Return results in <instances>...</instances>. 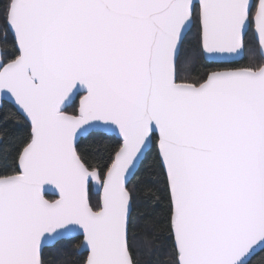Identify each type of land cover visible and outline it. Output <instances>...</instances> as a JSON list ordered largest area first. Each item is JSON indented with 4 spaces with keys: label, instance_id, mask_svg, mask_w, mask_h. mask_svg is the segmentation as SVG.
I'll return each instance as SVG.
<instances>
[{
    "label": "snow or ice",
    "instance_id": "6c2138e0",
    "mask_svg": "<svg viewBox=\"0 0 264 264\" xmlns=\"http://www.w3.org/2000/svg\"><path fill=\"white\" fill-rule=\"evenodd\" d=\"M0 264H264V0H0Z\"/></svg>",
    "mask_w": 264,
    "mask_h": 264
},
{
    "label": "trees",
    "instance_id": "16d2710c",
    "mask_svg": "<svg viewBox=\"0 0 264 264\" xmlns=\"http://www.w3.org/2000/svg\"><path fill=\"white\" fill-rule=\"evenodd\" d=\"M9 127H10V129L13 128L12 125H9ZM147 163H149V164L151 163V158L149 159V161H148ZM49 198H52V197L49 196ZM49 256H50V258H51V257H54V256H55V252L53 251V252L49 253Z\"/></svg>",
    "mask_w": 264,
    "mask_h": 264
}]
</instances>
